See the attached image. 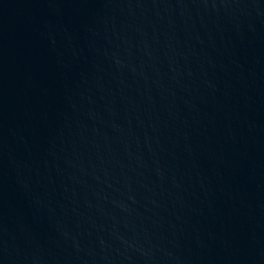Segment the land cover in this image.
<instances>
[{
    "label": "water",
    "instance_id": "water-1",
    "mask_svg": "<svg viewBox=\"0 0 264 264\" xmlns=\"http://www.w3.org/2000/svg\"><path fill=\"white\" fill-rule=\"evenodd\" d=\"M0 264H264V0H0Z\"/></svg>",
    "mask_w": 264,
    "mask_h": 264
}]
</instances>
